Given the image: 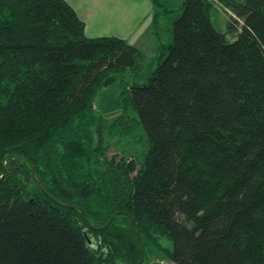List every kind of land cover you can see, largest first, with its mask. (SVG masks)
<instances>
[{
  "label": "trees",
  "instance_id": "trees-1",
  "mask_svg": "<svg viewBox=\"0 0 264 264\" xmlns=\"http://www.w3.org/2000/svg\"><path fill=\"white\" fill-rule=\"evenodd\" d=\"M152 2L155 29L178 12L140 80L144 51L68 0H0V264H146L160 235L177 264H264V0Z\"/></svg>",
  "mask_w": 264,
  "mask_h": 264
},
{
  "label": "crops",
  "instance_id": "crops-1",
  "mask_svg": "<svg viewBox=\"0 0 264 264\" xmlns=\"http://www.w3.org/2000/svg\"><path fill=\"white\" fill-rule=\"evenodd\" d=\"M162 1L178 7L184 0ZM68 2L85 20L88 36L119 35L125 37L144 51L145 62L148 61L150 66L157 64L159 38L168 40L164 39L158 33V28L154 27L152 0H68ZM154 33H158L157 36ZM117 82L108 86H114V84L121 86Z\"/></svg>",
  "mask_w": 264,
  "mask_h": 264
},
{
  "label": "rangeland",
  "instance_id": "rangeland-1",
  "mask_svg": "<svg viewBox=\"0 0 264 264\" xmlns=\"http://www.w3.org/2000/svg\"><path fill=\"white\" fill-rule=\"evenodd\" d=\"M219 13H213L212 19L217 28H221L223 30H227V19L230 18V10L229 8H225V5L221 2H217ZM179 7V6H178ZM175 7V8H178ZM178 10L172 12L168 16H162L160 21L158 22V33L166 40H171L172 35V21L174 16L177 14ZM158 33H154L156 36ZM228 37L233 38L236 34L234 30H228ZM154 65L150 66L148 61L145 62V65L141 72L140 80L146 78L147 74L152 70ZM118 83V82H117ZM121 86L118 84H114V86H105L100 93L96 97V106L100 110L103 116V127L106 131H108V127L110 122L122 111L121 102L119 98V94L121 91ZM138 134L135 138L126 139L123 141H119L116 138H112L111 145L109 148V154L113 153L124 154L128 157H139V155L143 152L145 148V137L143 130H138ZM30 186H36V181H31ZM157 244H148L147 248L143 247V257L147 254V259H149V263L146 264H177L173 261L167 254V249L172 246V240L167 236L160 235L158 237ZM146 251V252H145Z\"/></svg>",
  "mask_w": 264,
  "mask_h": 264
},
{
  "label": "water",
  "instance_id": "water-1",
  "mask_svg": "<svg viewBox=\"0 0 264 264\" xmlns=\"http://www.w3.org/2000/svg\"><path fill=\"white\" fill-rule=\"evenodd\" d=\"M3 176V175H2ZM37 180H38V178H37ZM39 181V180H38ZM39 183H41V182H39ZM142 245V251H143V244H141ZM161 264H166V263H161Z\"/></svg>",
  "mask_w": 264,
  "mask_h": 264
}]
</instances>
